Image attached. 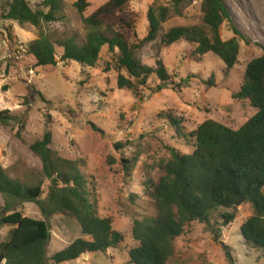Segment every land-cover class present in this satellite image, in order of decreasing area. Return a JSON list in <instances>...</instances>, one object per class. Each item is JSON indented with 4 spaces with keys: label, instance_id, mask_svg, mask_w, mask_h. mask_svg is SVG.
<instances>
[{
    "label": "rangeland",
    "instance_id": "374dc122",
    "mask_svg": "<svg viewBox=\"0 0 264 264\" xmlns=\"http://www.w3.org/2000/svg\"><path fill=\"white\" fill-rule=\"evenodd\" d=\"M10 1L0 0V115L7 112L3 116L6 122L0 119V165L11 179L22 184L42 182L44 193L40 201L46 203L50 181L31 146L51 131L52 150L64 159L83 162L81 169L97 200L98 215L111 218L114 230L123 236L116 250L63 264H130L129 253L138 246L132 235L134 222L155 215L148 183L160 177L158 163L169 157L168 148L187 155L193 152L189 142L178 136L160 115L182 118L183 134L187 136L208 119L238 130L256 114L249 102L234 101L232 95L239 92L247 65L264 53L260 47H264V0H223L232 24L247 40L241 41L238 64L228 75L226 66L216 56L207 54L199 60L194 46L181 41L168 49L160 48V57L172 83L184 80L183 88L155 94L159 81L153 78L138 96L118 89L116 74L107 72L106 64L112 60L107 47L95 68L62 60L64 50L59 44L74 37L83 42L89 32L83 18L109 0H89L90 6L83 15L74 6L77 0H64L65 20L41 27L5 20L3 15ZM25 1L34 11L42 9L44 2ZM155 1L130 0L123 13L108 21L130 43L142 40L149 29L147 12ZM193 25H202L201 0H193L182 17L173 18L164 28ZM42 33L55 44L54 67H40L27 54V45ZM221 36L225 41L234 38L231 24L226 22L221 27ZM158 47L160 40L140 52L145 65L155 68ZM211 78L212 86L207 84ZM121 142L130 144L117 150L115 146ZM3 205L0 195V206ZM21 210L27 217L46 220L37 204L26 203ZM233 212L235 220L225 225L220 215ZM251 215V205L243 201L234 209L213 213L209 224L193 223L175 241L170 264H231L227 252L235 264H264L263 252L248 247L241 234L242 224ZM47 220L51 229L47 254L50 259L81 238L82 233L69 216ZM11 229L0 228V243Z\"/></svg>",
    "mask_w": 264,
    "mask_h": 264
},
{
    "label": "trees",
    "instance_id": "16d2710c",
    "mask_svg": "<svg viewBox=\"0 0 264 264\" xmlns=\"http://www.w3.org/2000/svg\"><path fill=\"white\" fill-rule=\"evenodd\" d=\"M129 2L109 0L83 18L89 32L83 42L74 37L59 44L64 50L63 62L95 68L102 50L107 47L112 56L111 62L106 64L107 72L116 74L118 89L135 96L153 78L159 81L153 90L155 94L165 89L178 92L183 88L184 80L180 84L172 83L160 57V48L168 49L181 41L194 46V55L199 60L207 54L220 59L226 66V75L238 64L240 43L247 40L232 24L231 13L223 0H201V26H175L168 30L164 26L173 18L182 17L193 0H156L147 12V36L134 43L108 21L123 13ZM64 6V0H44L42 9L34 11L25 0H11L3 17L21 26L41 27L63 22ZM74 6L83 15L90 6L89 0H77ZM226 22L231 24L234 33V38L228 41L221 36V27ZM157 40H160V47L153 68L142 62L140 52ZM260 47L264 51V47ZM27 54L40 67L57 65L56 47L47 34L42 33L29 43ZM207 84L212 86L213 79ZM232 99L249 102L256 110L238 130L208 119L185 136L182 118L160 115L178 136L189 142L193 152L187 155L168 148L169 157L158 163L161 175L148 183L155 215L134 222L132 235L138 246L129 253L130 264H170L175 241L193 223L209 224L213 213L234 209L240 200L252 207V215L241 226L245 244L261 250L264 255V53L247 65L243 84ZM3 116L0 115V119L4 123ZM52 144V133L47 131L31 146L43 164L44 176L50 181L46 203L40 201L44 193L42 182L33 186L22 184L11 179L0 165V195L4 200V205L0 206V228H12L7 239L0 243V264H63L85 255L106 254L118 249L123 242V236L113 228V220L98 215L97 200L81 169L83 162L60 157L52 150ZM129 144L121 142L115 148L121 150ZM123 163L134 164L132 161ZM26 203L37 204L46 220L25 216L21 209ZM55 216L74 219L81 228L82 237L48 259L51 229L47 219ZM220 216L228 225L235 220L236 214ZM226 256L235 264L230 253Z\"/></svg>",
    "mask_w": 264,
    "mask_h": 264
},
{
    "label": "water",
    "instance_id": "95a60500",
    "mask_svg": "<svg viewBox=\"0 0 264 264\" xmlns=\"http://www.w3.org/2000/svg\"><path fill=\"white\" fill-rule=\"evenodd\" d=\"M243 202V200H240L236 206H239L241 203Z\"/></svg>",
    "mask_w": 264,
    "mask_h": 264
}]
</instances>
